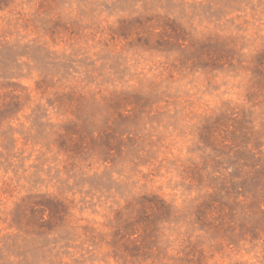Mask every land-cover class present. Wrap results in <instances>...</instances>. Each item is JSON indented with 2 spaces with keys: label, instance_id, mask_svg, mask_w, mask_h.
<instances>
[{
  "label": "rangeland",
  "instance_id": "1",
  "mask_svg": "<svg viewBox=\"0 0 264 264\" xmlns=\"http://www.w3.org/2000/svg\"><path fill=\"white\" fill-rule=\"evenodd\" d=\"M0 264H264V0H0Z\"/></svg>",
  "mask_w": 264,
  "mask_h": 264
}]
</instances>
